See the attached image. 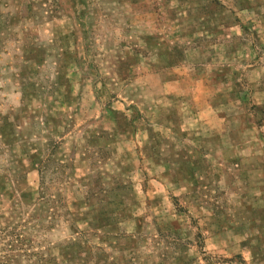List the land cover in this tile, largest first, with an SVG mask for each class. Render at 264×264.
<instances>
[{
    "label": "rangeland",
    "instance_id": "1",
    "mask_svg": "<svg viewBox=\"0 0 264 264\" xmlns=\"http://www.w3.org/2000/svg\"><path fill=\"white\" fill-rule=\"evenodd\" d=\"M0 264H264V0H0Z\"/></svg>",
    "mask_w": 264,
    "mask_h": 264
}]
</instances>
